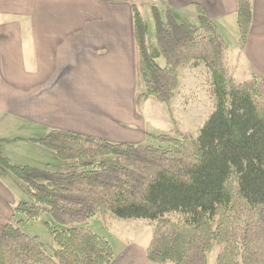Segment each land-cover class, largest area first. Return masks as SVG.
Masks as SVG:
<instances>
[{"label":"trees","instance_id":"16d2710c","mask_svg":"<svg viewBox=\"0 0 264 264\" xmlns=\"http://www.w3.org/2000/svg\"><path fill=\"white\" fill-rule=\"evenodd\" d=\"M236 1L244 48L252 0ZM132 9L144 98L169 107L179 70L203 63L215 112L197 138L176 128L157 136L158 146L52 130L36 142L78 165L68 172L17 166L0 149V178L13 175L33 199L17 204L11 222H0V264H112L110 241L82 226L93 218L151 221V264H208L216 247V264H264V77L235 79L221 28L201 7L196 27L155 4ZM44 213L51 217L52 255L23 231ZM20 215L26 219L16 220Z\"/></svg>","mask_w":264,"mask_h":264},{"label":"crops","instance_id":"0c3cea01","mask_svg":"<svg viewBox=\"0 0 264 264\" xmlns=\"http://www.w3.org/2000/svg\"><path fill=\"white\" fill-rule=\"evenodd\" d=\"M151 4L172 9L178 21L185 17L197 22L199 6L221 32L223 25L236 21V0H0L4 155L16 165L37 167L14 157L27 156L25 151L35 148L56 161L54 152L36 142L52 130L123 144L147 140L146 123L135 108L138 73L132 7ZM252 6L246 45L239 47L234 63L230 57L231 71L239 68L240 81L252 75L264 77V0H252ZM191 65L184 67H197ZM8 177L0 178L3 224L12 221L17 204L26 202L17 182L11 184ZM148 246L129 241L115 252L112 264H151L146 258Z\"/></svg>","mask_w":264,"mask_h":264},{"label":"rangeland","instance_id":"374dc122","mask_svg":"<svg viewBox=\"0 0 264 264\" xmlns=\"http://www.w3.org/2000/svg\"><path fill=\"white\" fill-rule=\"evenodd\" d=\"M144 15H147L142 10ZM235 20V19H234ZM179 21L196 27L197 20L193 21L189 18L180 17ZM152 31V29H151ZM222 36L229 46V54L232 57L233 63L236 60L240 51L239 46V31L236 21L232 24L222 26ZM164 65L163 60L159 61ZM188 64L186 66H190ZM192 66V65H191ZM239 68H232L233 75L238 81L242 80ZM179 86L173 102L168 107L165 104L159 103L154 99L146 100L143 96L144 86L141 79L138 77L135 88V108L138 114L143 115L146 123L147 140L143 144L160 145L157 136L166 134L174 129L181 132L189 133L194 138L199 136L200 130L205 126L211 115L216 110V100L213 94L211 74L207 67L200 63L197 67H184L178 73ZM132 136V135H131ZM138 138L139 135H133ZM132 138V137H131ZM130 138V141H133ZM108 141V140H106ZM111 142V141H108ZM115 143V142H111ZM130 144V143H126ZM142 144V143H141ZM136 145V144H133ZM24 153L15 155L20 163H28L29 165H36L38 169L54 171V172H68L72 170H79L75 162L61 161L57 157L53 161L51 157L39 154L37 149L32 148ZM114 161L113 158L108 159ZM16 165V164H15ZM19 166V165H17ZM34 167V166H33ZM17 182L18 192L26 200L27 203H33V199L24 187L13 175H9L7 180ZM169 217L178 219V214H170ZM16 220L26 219L25 216H17ZM111 221L104 222L100 218H93L82 226H89L94 232L104 235L114 247L116 253L121 252L129 241H137L143 245H149L152 236V222L140 221L142 219H135L126 223L124 221ZM51 221L48 213H44L38 220L29 222L23 231L31 237L38 238L45 246L46 252L52 255L56 249V244L53 239L52 232L48 229L47 224ZM129 224V228L124 226ZM219 248L209 254L208 264H216V257ZM170 264V263H168Z\"/></svg>","mask_w":264,"mask_h":264}]
</instances>
